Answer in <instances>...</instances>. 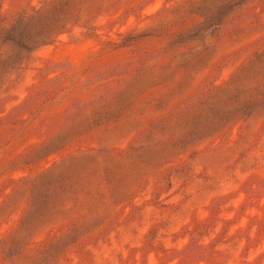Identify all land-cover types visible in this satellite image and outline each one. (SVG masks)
<instances>
[{"label": "rangeland", "instance_id": "rangeland-1", "mask_svg": "<svg viewBox=\"0 0 264 264\" xmlns=\"http://www.w3.org/2000/svg\"><path fill=\"white\" fill-rule=\"evenodd\" d=\"M206 1L0 0V264H264V0Z\"/></svg>", "mask_w": 264, "mask_h": 264}, {"label": "trees", "instance_id": "trees-1", "mask_svg": "<svg viewBox=\"0 0 264 264\" xmlns=\"http://www.w3.org/2000/svg\"><path fill=\"white\" fill-rule=\"evenodd\" d=\"M244 1L245 0H212V2L206 1L205 5H204V10L206 11L205 12L206 14H204L205 15L204 22H206L207 28H211V27L219 24V21H220L221 17L224 15L226 9H231L233 6L241 4ZM219 2H220V4H219ZM14 30H15V27L12 26V28L9 30V32L14 31ZM24 31H22V34L24 33ZM59 32H60L59 25L54 24L50 27L48 32L45 34L46 36H43L42 39H44V38L48 39L51 36L58 34ZM8 38L11 39L9 36H8ZM42 39L39 38V40H42ZM33 41H38V40H33ZM43 43H45V42H43ZM21 46L27 50H30V47L32 48V46H30L29 44H21ZM196 56H200V52H197Z\"/></svg>", "mask_w": 264, "mask_h": 264}]
</instances>
